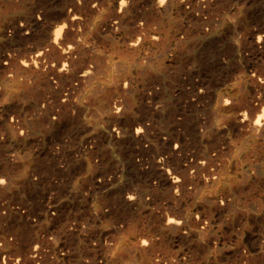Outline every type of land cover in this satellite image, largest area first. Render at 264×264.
<instances>
[{
  "label": "bare ground",
  "instance_id": "obj_1",
  "mask_svg": "<svg viewBox=\"0 0 264 264\" xmlns=\"http://www.w3.org/2000/svg\"><path fill=\"white\" fill-rule=\"evenodd\" d=\"M0 264H264V0H0Z\"/></svg>",
  "mask_w": 264,
  "mask_h": 264
}]
</instances>
